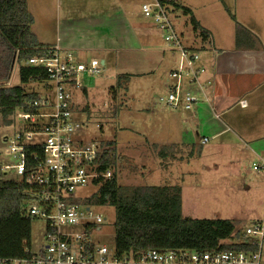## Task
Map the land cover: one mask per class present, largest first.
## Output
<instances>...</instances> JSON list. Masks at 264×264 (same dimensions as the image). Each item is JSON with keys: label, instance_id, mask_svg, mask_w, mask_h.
Returning <instances> with one entry per match:
<instances>
[{"label": "rangeland", "instance_id": "obj_1", "mask_svg": "<svg viewBox=\"0 0 264 264\" xmlns=\"http://www.w3.org/2000/svg\"><path fill=\"white\" fill-rule=\"evenodd\" d=\"M143 1L30 0L29 11L34 19L32 31L49 44H55L62 35L64 38L67 35L78 37L86 42L96 38L90 37L89 31L100 35L102 33V37L108 33L110 36L102 40L111 43L120 39L114 36L121 34L122 27H118V20H126L129 26L136 24L135 28L146 23L140 13ZM236 2L237 0H189L188 4L196 20L210 30L211 34L209 30L206 31L212 36L211 39L218 40V44L221 40L229 39V35H234L238 27L253 32L251 24L246 23L251 18L248 8L241 9L238 5L235 7ZM246 2L251 8L252 16V6L255 3L262 2L264 5V0ZM118 4L122 11L118 9ZM262 4L260 3L261 6ZM173 16L186 44L200 46L201 42H196L194 38L190 15L177 9ZM67 19L70 22L66 26L63 21ZM89 20H94L96 26L88 25ZM65 32L68 34L64 35ZM127 39L130 40L126 49L128 51H114L110 56L105 52H87L90 58H96L100 63L106 60V63L100 75L80 76L86 92L84 95H76L74 114L84 125L81 132L85 135L84 139L110 144L104 146L107 148H112L117 142L116 147L113 146L117 160L115 171L121 185L180 186L183 215L186 218L230 219L236 228H241L243 222L251 224L263 217L264 171L258 172L252 168L257 155H252L245 147L246 142L239 141L231 132L223 140L213 138L207 128V124H210L208 121H211L208 118L199 117L200 121L206 122L200 128L195 125L192 131L185 128L183 120H190L191 114L185 113L181 108H169L160 102V98L166 96L168 87L174 84L170 71L177 61V55L171 52V47L158 32L149 41L135 31ZM200 53L203 55L204 51ZM7 75H10V79L7 81L1 78L0 86L22 85L18 60L14 61ZM124 75L129 76L127 87L113 89L117 86L118 78ZM26 89L42 94L46 92L43 83L28 84ZM195 94L198 95L197 90ZM13 121V124L5 125L0 115L1 165L14 164L11 157L4 154V139L14 136L24 128L23 120L17 115L13 117ZM185 129L190 130L192 135V139L188 141L183 140L188 134ZM203 137L210 138V143L201 145ZM152 143H182L194 145L195 148L178 151L175 149L174 153L176 152L178 158L175 161L169 156L167 159H160L159 151L153 148ZM220 144L226 147L221 148ZM191 151H194V157L189 156ZM97 191L98 187L90 184L78 193L89 196ZM92 211L102 214L106 219L101 224L102 230L94 235V240L98 244L113 246L115 209L99 206L92 208ZM45 234V221L34 219L31 239L33 252H38L46 245ZM261 264H264V249Z\"/></svg>", "mask_w": 264, "mask_h": 264}, {"label": "built area", "instance_id": "obj_2", "mask_svg": "<svg viewBox=\"0 0 264 264\" xmlns=\"http://www.w3.org/2000/svg\"><path fill=\"white\" fill-rule=\"evenodd\" d=\"M177 9L183 11L176 0H144L140 12L157 27L171 52L177 55L170 71L174 84L160 102L172 109L192 111L200 100L210 103L208 90L212 83L204 79L207 68L201 63L199 49L186 44L174 22ZM195 34L212 42L211 35L199 27ZM26 65L45 69L47 78L42 83L46 92L40 93L41 101L34 103L37 113L15 114L23 120L24 128L4 139V154L14 164L1 165V170L28 186L25 213L45 221L46 245L36 253L30 246L24 258H0V264H261L264 215L251 224L243 222L233 234L231 241L245 244V249H152L119 254L114 245L96 243L94 235L102 230L106 219L95 214L92 208L97 206L85 203L87 196L78 191L94 179L111 178L113 171H98L102 148L97 141L84 139V125L74 110L76 95L85 94L80 76L100 75L104 64L96 58L82 62L72 53L53 47L41 57L29 58ZM240 105L246 107L247 103L242 101ZM207 141L204 139L203 144ZM252 168L264 171V156H258Z\"/></svg>", "mask_w": 264, "mask_h": 264}, {"label": "trees", "instance_id": "obj_3", "mask_svg": "<svg viewBox=\"0 0 264 264\" xmlns=\"http://www.w3.org/2000/svg\"><path fill=\"white\" fill-rule=\"evenodd\" d=\"M187 11L184 9V12ZM33 22L28 0H0V79H10V75H7L9 69L18 60L22 84L0 86V115L5 125L13 124L16 113H37L38 108L34 103L41 101V94L28 91L26 85L46 81V71L42 67L26 65V62L31 57L45 55L52 47L39 42L32 31ZM192 23L194 32L197 33L198 26L194 20ZM235 32L237 48L253 49L258 46L259 41L247 29L238 27ZM203 37H206L205 34ZM128 81L129 76H120L113 89L127 87ZM105 145L110 144L100 143L102 153L98 171L104 173L112 170V177L94 179L92 186L98 187V191L87 196L84 201L91 206H110L115 209L114 247L119 254L152 249H245V244L231 241L237 230L232 220L184 217L180 186L121 185L115 171V143L112 148L104 147ZM159 154L161 159H167L168 156L176 159V152L171 148H164ZM193 155L194 151H191L189 156ZM27 190L25 183L7 177L0 164V258L17 259L28 256L26 250L31 246L34 218L25 213L29 200ZM237 235L239 240L240 231Z\"/></svg>", "mask_w": 264, "mask_h": 264}, {"label": "crops", "instance_id": "obj_4", "mask_svg": "<svg viewBox=\"0 0 264 264\" xmlns=\"http://www.w3.org/2000/svg\"><path fill=\"white\" fill-rule=\"evenodd\" d=\"M177 1L179 2L178 6H180L183 12L184 9L188 10L186 13L190 15L199 28L205 31L209 30L196 20L188 4L189 0ZM260 3L262 4V2ZM260 3L257 2L252 6L254 16H252L251 8L248 7L246 0H237L234 4L235 7L238 5L241 9L248 8V13L251 15V18L246 23L251 24L253 29L251 33H253L255 39L259 41L258 46L253 49L237 48L236 32L234 35L232 34V36L229 35V39L221 40L218 44L216 42L218 40L212 39V42L208 43L200 39V37L194 33L196 42H201V45L195 46V48L199 49L200 52L204 51L203 55H201L202 64L207 68V74L204 79H209L212 83L208 90L210 103L200 100L192 111L184 110L185 113L191 114V116L190 120H183V126L191 130L194 125L200 128L206 123L200 121L199 117L208 118L211 121H208L210 124H207V128L209 133L213 134V138H221V140H223L225 136L231 132L239 141L243 143L246 142L245 147L247 150L252 155H257V157L264 156V5L262 4L261 6ZM28 7H30V0H28ZM118 9L122 11V7L119 4ZM145 20L146 23H142V25H138V27L136 26L137 28H135L136 24H131V26H129L126 20H118L119 22L117 25L118 27H122V30L121 34L119 33L114 36H118L120 39L114 40L111 43H109L110 41L107 43L102 40L110 36L108 33L104 34L102 37V33L100 35L96 32L90 33L89 31L90 37L96 36V38L86 42L78 37H68V33L65 32L64 35L67 33L65 38L62 35L58 37L55 44H49L43 42L39 38V35L35 31L33 32L41 44L52 48L59 47L63 52L72 53L77 60L87 62L92 59L87 55V52H105L110 56L114 51H128L126 49L130 44V40L127 38L128 36L130 37L132 33L134 34V31L144 38H148V41L154 33H160L151 21ZM69 22L70 19L63 21L66 26ZM95 23L94 20H89L87 24L95 25ZM71 31L72 30H70V32ZM209 33L211 34L210 30ZM163 56L165 55L163 54ZM102 61H104V64L106 63V60ZM193 91L195 92L196 90L193 89ZM242 101L247 103L246 107L240 105ZM193 119L195 120L194 122L192 121ZM190 130H187L186 133L188 134L184 136V141L192 139ZM204 139L208 141L203 144ZM210 141V138L203 137L200 144L206 145L210 143ZM152 145L153 148L158 149L157 151H159V153L164 148H171V150L176 149V151L195 148L194 145L189 146L188 144L182 143L169 145L152 143ZM220 147L223 148L226 146L220 144ZM158 156L160 157V154H158ZM177 159L176 155V159L173 160L178 161Z\"/></svg>", "mask_w": 264, "mask_h": 264}, {"label": "flooded vegetation", "instance_id": "obj_5", "mask_svg": "<svg viewBox=\"0 0 264 264\" xmlns=\"http://www.w3.org/2000/svg\"><path fill=\"white\" fill-rule=\"evenodd\" d=\"M0 75H1V56H0Z\"/></svg>", "mask_w": 264, "mask_h": 264}, {"label": "water", "instance_id": "obj_6", "mask_svg": "<svg viewBox=\"0 0 264 264\" xmlns=\"http://www.w3.org/2000/svg\"><path fill=\"white\" fill-rule=\"evenodd\" d=\"M102 64H104V61H102ZM26 253H28V250L26 251Z\"/></svg>", "mask_w": 264, "mask_h": 264}]
</instances>
